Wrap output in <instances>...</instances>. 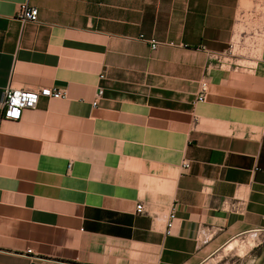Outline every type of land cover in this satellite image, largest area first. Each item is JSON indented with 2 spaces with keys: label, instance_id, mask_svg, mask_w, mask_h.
<instances>
[{
  "label": "crops",
  "instance_id": "crops-1",
  "mask_svg": "<svg viewBox=\"0 0 264 264\" xmlns=\"http://www.w3.org/2000/svg\"><path fill=\"white\" fill-rule=\"evenodd\" d=\"M247 1L0 0V264H211L264 232V37L225 57ZM9 86L67 97L14 122Z\"/></svg>",
  "mask_w": 264,
  "mask_h": 264
},
{
  "label": "rangeland",
  "instance_id": "rangeland-1",
  "mask_svg": "<svg viewBox=\"0 0 264 264\" xmlns=\"http://www.w3.org/2000/svg\"><path fill=\"white\" fill-rule=\"evenodd\" d=\"M264 37V0H250L238 19L233 48L226 58L235 59L240 68L253 66L249 57L260 54ZM264 264V232L247 234L223 250L211 264Z\"/></svg>",
  "mask_w": 264,
  "mask_h": 264
},
{
  "label": "built area",
  "instance_id": "built-area-1",
  "mask_svg": "<svg viewBox=\"0 0 264 264\" xmlns=\"http://www.w3.org/2000/svg\"><path fill=\"white\" fill-rule=\"evenodd\" d=\"M39 16V10L35 7L28 5H23L20 7L17 18L23 22H35ZM151 48L156 49L159 46V43L156 41L148 42ZM233 48V47H232ZM231 48V50H232ZM230 50V51H231ZM218 64H221V60L218 57H215ZM208 91L207 84H202L201 92L197 98V102H204L206 99V94ZM103 95L102 89L98 90L97 98L99 99ZM49 98V99H65L67 97V92L63 90H57L54 88H41L36 91H28L23 89H16L11 86L7 87L2 95L1 106L3 109V119L9 121H20L24 111L34 110L37 108L40 98ZM98 99L93 103L94 106L98 104ZM188 164H184V168H188ZM223 207L230 208L236 212H241L243 207L241 204L236 202L225 201ZM137 213H144V208L142 204L137 206ZM174 215H171V220L168 223L167 234H170L171 228L173 226Z\"/></svg>",
  "mask_w": 264,
  "mask_h": 264
}]
</instances>
